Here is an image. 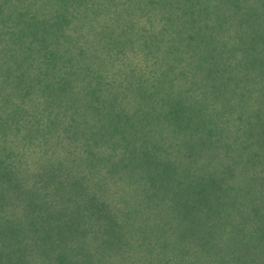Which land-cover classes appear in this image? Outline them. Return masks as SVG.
Instances as JSON below:
<instances>
[{
	"label": "trees",
	"instance_id": "1",
	"mask_svg": "<svg viewBox=\"0 0 264 264\" xmlns=\"http://www.w3.org/2000/svg\"><path fill=\"white\" fill-rule=\"evenodd\" d=\"M52 1L53 10H47L40 19L45 39L35 35L28 23L33 13H26L28 19H23V25L28 23L30 30L23 37L28 38L23 49L22 9L15 0H3L9 12L0 15V142L7 141L8 134L16 139L9 121L22 110V86L26 87L22 75L28 76L24 69L22 73L23 57L29 68L38 57L43 62L37 94L40 92L47 102L42 109L44 126L59 124L57 139L62 153L54 163L44 159L49 165L40 171L44 176L48 167L46 180L40 179L50 190L41 187L38 195L29 194L25 201V213L38 212L34 221L38 237L34 242L46 260L42 264H122L124 256L119 251L126 239L122 233L125 224L120 222L124 218L130 219L136 240L123 264H149V256L159 255L168 244L166 227L157 217L162 216L166 222L184 216L181 140L172 144L151 142V134L155 133L152 125L180 134V91L174 97L165 87L164 78L180 75V52L196 46L198 30L215 24V7L225 0ZM48 3L44 0V7ZM157 15L163 21V34L155 37L142 25L141 18L151 21ZM137 38L141 46H146L149 39L167 43L174 51L168 60L176 64L163 62L166 67L159 71L156 65H143L139 72L128 66L122 75L120 65ZM108 62L117 66L115 77L105 69ZM51 67L58 78L54 86ZM146 73L152 78H146ZM173 79L167 80L172 83ZM5 114L10 119L6 120ZM135 135L133 145L126 150L123 147L122 152L121 144ZM74 147L79 154H75ZM43 151L48 154L47 147ZM14 171L6 156L0 158V211L7 204L13 209V201L22 199V187L9 181ZM110 175L115 178H108ZM108 180L116 188L131 186L136 203L130 216L126 213L114 218L103 186ZM5 193L12 197L11 203L4 199ZM50 193L56 200L55 208ZM10 217L0 212V222H8ZM14 228L0 223V247H6L9 255L0 259V264H22L24 252L17 254L21 257L17 261L9 251L18 242L12 233ZM16 233L22 235L21 230ZM82 236L88 237L85 249L78 241ZM49 247L55 248L46 252ZM86 247L92 250L85 253ZM158 259L152 264L162 263L161 257Z\"/></svg>",
	"mask_w": 264,
	"mask_h": 264
},
{
	"label": "rangeland",
	"instance_id": "2",
	"mask_svg": "<svg viewBox=\"0 0 264 264\" xmlns=\"http://www.w3.org/2000/svg\"><path fill=\"white\" fill-rule=\"evenodd\" d=\"M15 1L22 9L23 49L28 42V38H23L30 30L28 23L35 29V35L45 39L40 19L52 9L53 1L48 0L47 7H44V0ZM8 12L3 0H0V15ZM26 13L33 15L27 25H23V19H28ZM213 18V26L198 30L194 42L196 46L180 52V75L174 79L164 78L165 87L172 91L174 97L180 91L183 116L180 119V134L170 133L162 125L151 126L155 129L151 142L172 144L181 140L184 216L166 222L162 221V216L157 217L166 227L165 240L168 244L159 255L149 256V264L159 261L158 257H161L162 263L157 264H264V0L222 1L215 7ZM141 19L142 25L151 30L153 36H162L163 21L160 16H153L151 21L145 16ZM140 42L141 39H135L126 61L120 65L122 75L127 73L128 66L139 72L143 70V65H156L159 71L166 67L165 64H176V61L168 60L167 56L174 51L167 43L149 39L146 46H141ZM156 59L158 64H155ZM37 61L29 68L22 58V73L24 69L28 74L22 75L26 85L22 86V110L19 112L22 117L17 113L9 121L16 139L8 134L7 141L0 142V158L6 156L16 172L9 181L22 187V199L18 202L5 193L4 199L10 203L13 201V209L7 204L0 212L13 217L0 223L15 227L12 233L18 242L9 251L17 261L21 260L17 254H23V251L22 264H42L46 261L34 242L38 237L34 224L38 212L25 213V201L29 194L38 195L41 187L50 190L48 184L44 186L41 183V179L47 178L48 167L42 176L43 167L48 166L49 161L56 162V157L62 153L57 139L59 124L49 128L44 126L42 109L47 102L40 92L37 94V88H40L38 72L43 68V62L39 57ZM116 67L114 62H108L105 69L114 76ZM52 71L51 67V83L54 86L58 84V78L53 76L56 72ZM148 77L152 78V75L146 73ZM167 79L174 81L169 83ZM174 84L175 92L172 90ZM57 96L52 97L54 101ZM144 105L147 106V103L144 102ZM5 119H10V116L5 114ZM135 139L136 135L124 141L122 148L126 150ZM45 146L48 154L43 151ZM74 150L75 154H79L78 149L74 147ZM80 155L74 157L78 159ZM109 177L115 178L113 175ZM103 186L114 218L126 213L130 216L132 205L136 203L131 186L116 188L111 180ZM49 197L55 208L56 200L52 193ZM14 220H18L17 223H13ZM120 223L125 224L122 233L126 244L119 254L127 262L129 255L126 254L134 249L136 236L130 219L124 218ZM20 230L22 235L16 233ZM87 238L82 236L78 240L84 249ZM74 241L77 240L70 242ZM54 248L49 247L46 252ZM87 250L92 249L86 247L85 253ZM8 256L7 248L0 247V259Z\"/></svg>",
	"mask_w": 264,
	"mask_h": 264
}]
</instances>
